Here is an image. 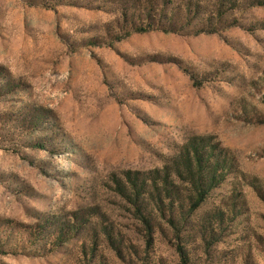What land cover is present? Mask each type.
Instances as JSON below:
<instances>
[{
    "label": "rangeland",
    "instance_id": "374dc122",
    "mask_svg": "<svg viewBox=\"0 0 264 264\" xmlns=\"http://www.w3.org/2000/svg\"><path fill=\"white\" fill-rule=\"evenodd\" d=\"M195 138L227 178L136 205ZM0 264H264V0H0Z\"/></svg>",
    "mask_w": 264,
    "mask_h": 264
},
{
    "label": "trees",
    "instance_id": "16d2710c",
    "mask_svg": "<svg viewBox=\"0 0 264 264\" xmlns=\"http://www.w3.org/2000/svg\"><path fill=\"white\" fill-rule=\"evenodd\" d=\"M195 138L183 148V151L174 159L172 166L164 169L141 174L144 184L136 181V205L141 199L146 203H152L153 209L173 215L174 213L184 214L192 212L200 207L206 200L209 193L221 184L233 169L224 149L217 144L211 152L207 146L206 138ZM235 159L232 160L234 163ZM149 177H148V176ZM150 184L149 185L147 183ZM187 195H189L187 197ZM190 202V208L186 203ZM150 208L151 205L147 204ZM152 212H148L151 214ZM173 222V220L171 219ZM184 263L187 262V255L181 252Z\"/></svg>",
    "mask_w": 264,
    "mask_h": 264
}]
</instances>
